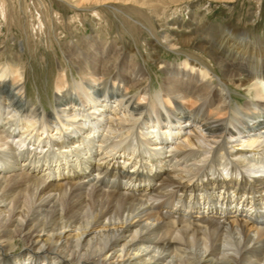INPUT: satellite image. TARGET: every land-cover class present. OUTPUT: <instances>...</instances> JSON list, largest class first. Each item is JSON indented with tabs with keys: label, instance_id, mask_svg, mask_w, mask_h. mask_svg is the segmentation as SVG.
Here are the masks:
<instances>
[{
	"label": "bare ground",
	"instance_id": "1",
	"mask_svg": "<svg viewBox=\"0 0 264 264\" xmlns=\"http://www.w3.org/2000/svg\"><path fill=\"white\" fill-rule=\"evenodd\" d=\"M168 32L223 78L157 58L160 90L131 95L148 80L133 47L87 36L80 79L59 67L46 111L26 65L0 62V264H264V39L205 18ZM228 83L253 101L231 105Z\"/></svg>",
	"mask_w": 264,
	"mask_h": 264
},
{
	"label": "rangeland",
	"instance_id": "2",
	"mask_svg": "<svg viewBox=\"0 0 264 264\" xmlns=\"http://www.w3.org/2000/svg\"><path fill=\"white\" fill-rule=\"evenodd\" d=\"M199 18L234 25L253 38L264 39V0H0V62L26 65L27 100L38 105L39 98L46 111L54 99L53 83L59 67L65 68L69 80L80 79L71 48L84 50L88 37H94L95 45L103 50L115 44L123 50L133 47V60L148 80L132 88L131 95L146 86L151 93L160 90L165 75L157 58L175 65L188 56L223 78L221 68L206 51L179 44L170 49L163 42V30L169 31L170 38H179ZM108 57L113 67L107 76L112 78L122 69L124 59L120 55ZM3 87L0 96L6 91ZM224 91L231 95L234 107L254 99L252 89L231 83L224 84ZM223 171L219 169L217 174L225 176Z\"/></svg>",
	"mask_w": 264,
	"mask_h": 264
}]
</instances>
